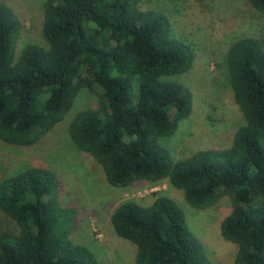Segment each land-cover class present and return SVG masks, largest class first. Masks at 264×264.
Wrapping results in <instances>:
<instances>
[{
	"label": "trees",
	"instance_id": "16d2710c",
	"mask_svg": "<svg viewBox=\"0 0 264 264\" xmlns=\"http://www.w3.org/2000/svg\"><path fill=\"white\" fill-rule=\"evenodd\" d=\"M264 13V0H242ZM45 45L19 43L22 19L0 2V140L31 146L73 106L99 88L98 103L68 123L75 149L89 154L105 180L123 187L167 179L200 209L231 200L220 236L236 246L234 264H264V34L234 40L224 68L243 122L226 147L174 160L162 145L192 112L193 93L177 76L194 62L189 42L172 33L167 15L139 0H44ZM136 87L133 89V85ZM46 167L0 180V264H99L70 238L73 209L57 197ZM115 234L135 248L134 264H213L176 201L124 200L113 210Z\"/></svg>",
	"mask_w": 264,
	"mask_h": 264
},
{
	"label": "rangeland",
	"instance_id": "374dc122",
	"mask_svg": "<svg viewBox=\"0 0 264 264\" xmlns=\"http://www.w3.org/2000/svg\"><path fill=\"white\" fill-rule=\"evenodd\" d=\"M0 2L11 6L22 19L20 45L26 41L45 45L41 32L44 0ZM139 7L163 11L170 20L172 33L189 42L195 54L191 68L177 76L192 90V112L180 121L174 135L163 140L162 146L174 160L187 158L199 149L228 146L243 117L225 76V54L237 38L264 34V13L242 0H139ZM99 92L97 87L82 89L62 121L31 146L0 140V180L27 167L52 170L58 181L60 204L74 210L70 238L88 246L99 264H134L135 248L115 234L110 216L124 200L147 205L157 195L176 201L213 264H234L236 246L219 233L221 220L231 210L228 196L196 209L185 202L183 192L167 179L155 183L136 180L114 187L89 154L75 149L68 137V123L79 111L97 106ZM11 223L0 212V231Z\"/></svg>",
	"mask_w": 264,
	"mask_h": 264
}]
</instances>
